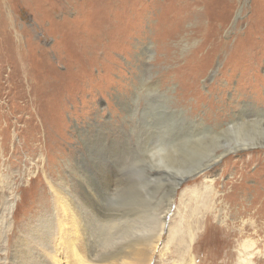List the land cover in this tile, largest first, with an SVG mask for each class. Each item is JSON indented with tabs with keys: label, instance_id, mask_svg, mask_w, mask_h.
<instances>
[{
	"label": "rangeland",
	"instance_id": "1",
	"mask_svg": "<svg viewBox=\"0 0 264 264\" xmlns=\"http://www.w3.org/2000/svg\"><path fill=\"white\" fill-rule=\"evenodd\" d=\"M136 94L128 116L116 100ZM245 102L264 111V0H0V264H78L51 190L87 151L75 126L92 127L104 205L138 225L119 240L138 259L119 264H147L141 224L176 176L140 143L176 132L198 149L211 139H186L189 120L228 122ZM222 157L179 183L150 264H264V147Z\"/></svg>",
	"mask_w": 264,
	"mask_h": 264
},
{
	"label": "bare ground",
	"instance_id": "2",
	"mask_svg": "<svg viewBox=\"0 0 264 264\" xmlns=\"http://www.w3.org/2000/svg\"><path fill=\"white\" fill-rule=\"evenodd\" d=\"M138 82V87L142 90L145 87L143 79H140ZM150 91L152 92L153 89ZM147 96L148 95H146V97ZM132 97H134L132 99L134 104L131 107H129L128 102L125 103V100L120 99V97L116 100L120 105V109L124 110L128 116H134L139 109L138 104L140 98L138 94L132 95ZM241 104L240 109L237 110V112H232L229 116L227 119L228 122L214 123V125L208 126L204 124L203 120H199V122L189 120L190 128L193 132L191 134L187 131L188 134L191 135H185L184 137H186V139L199 136L196 126L198 129L200 128V133H202L204 138L208 136L211 139V141H207V144L205 145L196 144L198 149L188 146L189 142L183 143L182 139L184 138L182 136L179 137V135L176 136V132L175 134L172 132L169 135L167 134L166 137H159L156 139L146 138V140H143L141 138L143 140V142L140 143L143 147L142 150L144 149L146 156H150V163L157 164V166L152 169L153 172L161 173L159 172V170H161L162 172L164 171L163 173H169L176 176V178H173L174 181L172 183V188L169 190L167 198L164 202L161 200L164 203L162 209L159 210L157 206L153 208L154 215H146L144 225L141 224V229L146 237V243L143 250L147 264H150L156 248L159 243L162 242V231L164 229L165 217L169 212L171 198L179 183L183 180L192 178L193 176L197 177L200 173L207 171L208 168L212 166V163L222 159V156L226 154L250 150L251 148L264 147V140H259L257 136H254L255 134L253 135L251 134V131H249L251 128L256 127L254 124L257 122H264V111L259 109L254 111V105L250 103L245 102ZM248 112H252L254 113V116L258 117H253V115L248 114ZM91 128V126H88V128H79L75 126L74 130L78 135L77 138L80 139L83 144L81 146L84 148L86 147L85 149H87V151H85V155L79 156V158L73 162L74 164L69 163L68 173L60 177L51 186L52 195L57 206L61 210L60 225L66 230L65 238L67 240L64 243L66 248L69 249L70 254L73 256L74 263L88 264L84 261V253L86 252V255L90 256L93 252H99V250L101 254L104 255L99 254L98 259H96L98 260L97 262L119 264L127 254L133 256V258H130L133 262V259H138V254H136L138 250L134 249L133 251H130L129 248L132 250L134 245L127 247L121 244L119 240L124 238L128 230L130 231V228L136 229L138 228V225L133 226L131 223L134 222L133 220H128L124 215H115L113 211L107 209L104 205V193L108 190L109 184L106 174L100 173L101 171L98 173L102 167L101 163L94 159L90 152L92 136L88 133ZM97 132L98 134L93 136L94 139H99L98 137L100 136L104 137L102 131L97 130ZM230 132L231 139L229 142H224L223 144H221V142L214 143L216 142V139H219V137ZM87 135L89 138L86 137ZM202 138L203 137H201V140H197L198 143L199 141H204ZM118 152L120 157L123 152ZM157 178L161 179V175H158ZM151 179L155 180L154 178ZM205 181L213 183L214 180L207 179ZM177 212L178 211L174 213L175 215H173V218L176 216ZM125 228L127 229L125 230ZM101 236H105L104 240H102ZM90 244H93L92 247H90ZM104 248H107L106 253L104 252Z\"/></svg>",
	"mask_w": 264,
	"mask_h": 264
},
{
	"label": "water",
	"instance_id": "3",
	"mask_svg": "<svg viewBox=\"0 0 264 264\" xmlns=\"http://www.w3.org/2000/svg\"><path fill=\"white\" fill-rule=\"evenodd\" d=\"M185 181V180H184ZM184 181H182V182H184ZM180 185V184H179ZM174 195H175V193H174Z\"/></svg>",
	"mask_w": 264,
	"mask_h": 264
}]
</instances>
